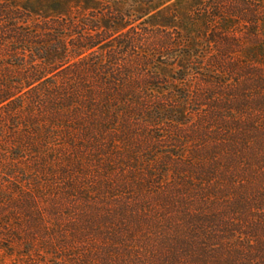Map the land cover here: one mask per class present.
<instances>
[{
	"label": "trees",
	"instance_id": "trees-1",
	"mask_svg": "<svg viewBox=\"0 0 264 264\" xmlns=\"http://www.w3.org/2000/svg\"><path fill=\"white\" fill-rule=\"evenodd\" d=\"M31 1L0 0V133L15 140L9 146L14 149L12 164L24 163L26 168L37 164L40 172L49 165L42 160L43 152L58 153L60 146L55 143L64 137L72 154L74 150L84 154L95 163V169L102 165L100 171L117 175L113 167L128 164L135 169L138 163L133 157H143L152 144L187 141L182 133L187 126L173 118V100L207 108L202 103L221 96L192 93L179 98L174 96L177 85L197 83L202 92L205 81L212 80L214 84L208 88L213 90L239 85L245 93L254 89L263 93L234 101L226 113L209 107L207 121H202L206 127L203 142L209 147H199L196 157L189 156L193 159L189 166L198 178L192 177V182L198 184L199 199L213 202L207 212L201 208L192 211L187 202L182 205V221H177L167 210L154 206L152 222L129 207L134 205L132 199L126 200L130 184L121 187L122 182H113L112 188L98 184L95 192L86 188L81 193L83 205H91V212L75 209L79 197L72 194V186L63 188L68 200L46 196L52 200L48 209L53 217H66L69 228L76 224L83 236L88 230L95 234L119 229L126 235H134V230L138 234L141 228L155 230V234L147 233L146 245L152 255L162 251L157 259L160 264H181L185 258L189 264H264V227L225 219L218 208H222L221 193L236 189L237 184L244 185L243 193L226 197L232 201L228 210L264 214V202L255 208L246 194L247 182L242 180L264 175V76L254 74L258 62H264V0H72V7L63 11L54 7L38 11ZM203 43L219 48L208 53L215 59L201 56L200 52L207 53ZM232 55L237 61L231 60ZM202 62L210 66L204 67ZM223 70L240 78L228 82L210 79L209 73L227 77ZM171 72V76L165 74ZM168 125L173 129L154 136L153 130L160 132ZM125 139L131 140L130 153L122 155L120 146ZM46 157L50 159L45 155L43 159ZM61 157L53 160L59 158L64 170L70 169ZM187 158L167 153L165 159L171 162L164 165L182 175L183 166L176 162ZM145 159L155 172L154 161ZM32 172L37 173L36 168ZM18 174L7 181L14 185L13 190H0V251L18 247L21 258L46 255L35 238L46 235L45 214L36 196L41 188H29L34 181L20 182ZM28 175L30 172L22 171V177ZM96 178L103 183L108 180ZM149 178L155 179L153 175ZM158 184L172 187L171 180ZM115 190L118 195L110 198H123V203L108 204L95 198L108 199ZM78 215L90 221H80ZM260 222L264 225V218ZM100 255L110 261L115 253L104 249Z\"/></svg>",
	"mask_w": 264,
	"mask_h": 264
},
{
	"label": "rangeland",
	"instance_id": "rangeland-1",
	"mask_svg": "<svg viewBox=\"0 0 264 264\" xmlns=\"http://www.w3.org/2000/svg\"><path fill=\"white\" fill-rule=\"evenodd\" d=\"M17 2H22V0H14ZM31 3L35 7L36 10L40 11L44 8H47L49 11L52 10V8H58V10H69L70 7H72V0H32ZM42 11V12H43ZM251 44L255 42H251ZM249 43V44H250ZM264 43V42H262ZM203 49L207 51L200 52L201 56H209V58H216V56H211L208 53L213 52L214 50H219V48H208L207 44L203 43ZM257 46V45H256ZM233 56V55H232ZM161 60V63H165L164 59ZM232 61H237V58L233 56L231 58ZM210 62V61H209ZM226 62H228L226 60ZM203 63V62H202ZM259 66L254 71L255 76H264V62L260 61L258 62ZM192 66V65H188ZM204 67L210 66V63H203ZM237 66V64H236ZM194 68H196L195 65H193ZM210 70V69H209ZM165 72V70H164ZM168 72V71H166ZM223 73L227 74V77H216L215 75L209 73L208 75L211 76L210 79L215 78L219 81H237L238 78L236 75H231L228 70H223ZM229 72V73H228ZM163 73V72H162ZM167 75L172 74L171 73H165ZM252 80H256V77H251ZM206 83L204 84V87H202L204 90L202 92L199 91L198 84L193 82H188L187 87L185 86H179L175 87V94L174 96H177L179 98H183L185 96H191L193 93V96H199L200 94H205L206 98L212 97L213 94L219 93L221 96H219L217 99L212 101H207L202 103L203 105H206L207 108L200 107L196 105L195 103H177V100H173V103L171 105L173 106V118L174 120H181L183 124H185L187 127L182 130V133L187 137V141H183V143H173L171 141H167L164 144H161L160 146L152 144L150 147V150L143 151L142 156H136L133 157L134 161L138 164L134 166L132 169V165L125 164L126 166H117L113 167L115 170V173L117 175L120 174V176H117L115 174H112V172H102V165L97 166L95 169V163H90L88 160H90L88 157H85V155H79L75 152L72 154L71 150L65 145L66 140L63 138H60L56 141V145L60 146L58 153H51L49 150H45L43 154L45 156H48L50 159L46 157L42 160H45L49 165L42 168V170L39 172V169L37 168V164H35V167L31 168L25 167L24 163H21L20 165L12 164L11 158L14 154V149L9 148L11 146L10 144L13 143V136H9L8 134L1 135L0 133V190L5 189L13 190L15 187L12 184H8L7 181H11L10 177H13L16 172H19L16 178L19 179L20 182H24V180H33L34 183H32V186L27 185L29 188H33L35 190V186H39L36 196L40 198L38 201V205L42 208L45 219L43 220V223L46 226V232L45 236L37 235L35 237L39 245L42 246L40 250L44 249L47 254H43L41 256L33 255L29 256V258H21V249L16 247L8 250V251H0V264H160L158 263L161 255L159 253L153 254L150 252V247L146 245L148 239L147 233L152 232L156 233L155 230H147V229H140V233L137 234V230H134V235L129 234L126 232H122V230L119 229H105L104 231H97L99 234H105L106 237H101L99 235H96L93 233V231L88 230L86 233V236H83L85 233L82 234L80 229H77V225L74 224V227H70L68 225V221H66V217H62L58 220V218H54L53 215L50 213L48 209V205L51 204L52 200L49 197L46 196H52V195H59L60 197H64V200L67 199V196L65 193H68L67 191H64L63 188H66L68 186H72L74 188V193H72L74 196H78L79 198L76 199V202L79 204L75 206V209L77 210H86L87 212H91V205H83L84 201L81 199L84 198L81 193H84L86 191V188H88L91 192H95L98 190V184H101L104 187H110L112 188L113 182H116L118 184L124 185V183L130 184V188H128L127 191L130 195L127 197L126 200L132 199V203L134 205H129L131 207V210L136 211L137 215L140 217H149L150 221L154 222L155 218L154 215L151 213V208L156 206L157 208H162L167 210V214H171L172 217H175L177 221H182V213L185 210V208H182V205L189 204L192 207H188L192 211H197L201 208V210L207 212L210 210L211 205L213 202L207 201L204 202L202 199H199V195L196 193V189L198 188V184H194L192 182V177L197 178L196 174L194 173L193 169L190 168L192 158L189 156H195L197 153V149L199 147H204L205 149L209 146L205 147L204 137H205V126L202 124V121H207V116L210 114L209 107H215L217 109H225L223 113H226L227 110L233 108L234 101L243 99L244 97L249 98H257L258 95H262V91H257L253 87V91L250 93L243 92L239 85L233 86V87H226L223 91L219 90H213L212 88H208V84H214V81L212 80H206ZM256 82V81H255ZM234 85V82H233ZM212 87V85H211ZM217 89V88H216ZM191 92V93H189ZM214 96V95H213ZM248 104V103H247ZM249 105V104H248ZM196 110H199L196 112ZM231 116L230 114H222V116ZM169 127H162L159 130H153L154 136L157 135H164L167 130L173 129V126L168 125ZM5 127V126H4ZM163 130V131H162ZM7 132L6 129H3V132ZM164 132V133H162ZM168 132V131H167ZM126 143L125 145L120 146L124 151L122 152V155H125L127 153H130L129 146L131 145V140L125 139ZM129 141V142H128ZM75 146V142H74ZM167 153H173L178 154L180 156L188 157L186 159V162H176V164H179L182 171H184L181 174H178L177 169L174 167H165L164 163L170 161L166 160L165 156ZM59 155H62L61 161H66L72 166L70 169H65L64 166H61V163H58L59 158L57 160H53L54 158L58 157ZM140 155V154H139ZM74 156V158H73ZM78 157H82V159H78ZM130 157V156H129ZM85 160H84V159ZM150 159L154 161V164L152 165L153 170L155 172H151L149 167L146 166V159ZM32 162H36L35 159L31 160ZM84 161V162H83ZM171 162V161H170ZM183 163H186L183 165ZM164 165V166H163ZM190 165V166H189ZM188 166V167H187ZM36 168L37 173H33L32 170ZM30 172L31 175H28V177H22V171ZM68 172L66 176H63L62 171ZM254 171V169H253ZM252 171V172H253ZM259 171H256V174H258ZM86 174V176H85ZM123 174V176L121 175ZM263 174V173H262ZM6 175V176H4ZM34 175H36V178H34ZM150 175H153L155 179L150 180ZM108 177V180H105L103 182H99L96 177ZM122 176V178H121ZM39 178V179H38ZM248 178V179H247ZM38 179V180H37ZM111 179V180H110ZM198 179V178H197ZM37 180V181H35ZM167 180L172 181V187H167L164 185H159L158 182H166ZM242 180H246L245 184V190H247L246 194L251 198V202L254 203L253 206L255 208L260 205V201L264 202V175L263 176H256L251 178V175L249 177H245ZM14 182V181H12ZM238 182V180L235 181V184ZM247 184L249 186H247ZM244 185H237L236 189H233L229 192H222L220 196V201L222 202L220 205H222V208L218 207L223 212V216L225 219H234L235 221H243L244 225L248 226H260L261 228L264 227L262 222H260V219L264 218V214L262 213H252V212H245V211H233L228 210L230 207L229 204L232 202L226 197L232 196L235 194L243 193L242 189ZM124 188V187H123ZM111 191V190H109ZM122 191V189H121ZM77 192V194H76ZM124 192V191H123ZM170 192L173 194L170 196ZM119 194H122L119 193ZM169 194V195H168ZM81 195V196H80ZM116 196L118 193L116 190L113 193H109L108 199L105 197H97L95 198L99 199V202L103 203H123V198L113 200L110 197ZM45 198V199H44ZM187 199V200H186ZM68 200V199H67ZM92 200V199H91ZM125 200V201H126ZM189 200V201H188ZM68 202V201H66ZM74 202V201H72ZM189 202V203H187ZM201 204L204 206L202 209ZM175 204V205H174ZM88 206V207H85ZM262 208V207H261ZM260 208V209H261ZM145 209L147 212L145 213ZM227 211H226V210ZM229 211V212H228ZM221 214V215H222ZM62 215V214H61ZM27 216V215H26ZM90 216V215H88ZM78 217H80L78 215ZM127 221L129 224H132V216H126ZM26 220V219H25ZM80 221H90L89 218L80 217ZM256 220L258 222H256ZM227 221V220H226ZM24 222H29L24 221ZM23 223V222H22ZM261 224V225H260ZM113 228V227H112ZM85 229L84 231H86ZM165 232V230H164ZM40 234V232H37ZM125 234V235H124ZM121 235V236H120ZM260 235H262L260 233ZM120 236V237H119ZM240 236V235H239ZM7 245V243H5ZM160 248V247H159ZM104 249H110L111 252L115 253V256L110 258V261H105L104 257L101 256L104 252ZM160 249H165L164 247ZM166 251V249L164 250ZM100 252V253H99ZM142 256L141 259H136V256ZM154 257V259L152 257ZM138 258V257H137ZM181 264H189L186 262V258L184 261H182Z\"/></svg>",
	"mask_w": 264,
	"mask_h": 264
}]
</instances>
